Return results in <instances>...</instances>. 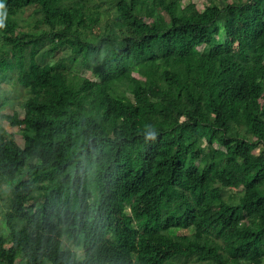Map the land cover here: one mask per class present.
I'll use <instances>...</instances> for the list:
<instances>
[{
    "label": "trees",
    "instance_id": "trees-1",
    "mask_svg": "<svg viewBox=\"0 0 264 264\" xmlns=\"http://www.w3.org/2000/svg\"><path fill=\"white\" fill-rule=\"evenodd\" d=\"M141 1L113 0L86 38L88 0H0L19 59L39 45L17 19L29 7L43 59L71 53L31 52L23 118L5 117L23 145L0 131V181L18 177L0 264H264V0ZM86 62L95 82L73 71Z\"/></svg>",
    "mask_w": 264,
    "mask_h": 264
},
{
    "label": "rangeland",
    "instance_id": "rangeland-1",
    "mask_svg": "<svg viewBox=\"0 0 264 264\" xmlns=\"http://www.w3.org/2000/svg\"><path fill=\"white\" fill-rule=\"evenodd\" d=\"M188 0H183V3H186ZM217 5L220 7L223 6V0H214ZM213 1V2H214ZM190 2L194 3L197 10L202 12L204 8L209 4L210 0H190ZM87 3V5H86ZM68 4L73 6L75 4V0H68ZM84 5L85 12L90 15H94L97 18V23L93 20L87 21L83 20L81 24V34L86 38H93L101 34L105 23L110 22L114 15V6L113 0H88V2L81 3ZM151 0H143L139 2V7H137V13L139 12V8L150 6ZM33 7L26 8L22 16H18L21 31L28 32L34 34L39 38V45L30 46L25 52L24 59H19L18 55L22 50V46H18L14 53L11 52V48L0 42V131L8 133L14 140L16 144L19 146L23 145V139L21 135L22 127L11 126L5 117H17L19 119L23 118V108L22 104H24L29 97V91L24 87L23 80L21 79L23 73V69L28 68L32 63V55L35 62H39L42 64V61L46 63L59 62L65 60V64L68 65L67 60L71 56L70 49L67 46H63L58 48L55 53L47 60H44L42 54L51 48L49 45L48 39L46 37L41 36L42 32L46 33L47 28L43 25L39 24V27L34 28V24L37 20L40 19L39 15L33 14ZM145 20V19H144ZM149 22V20H145ZM245 32L248 31L247 27H243ZM234 44V53L236 50V43ZM13 53V54H12ZM15 54V55H14ZM46 59V58H45ZM86 67L82 70H78L75 66L73 71L75 73H79L81 77H84L92 82H95V78L91 73V64L90 62H86ZM67 70V69H66ZM135 77L136 74H134ZM264 117V116H263ZM258 150H255L253 153L256 154ZM18 178V177H17ZM17 178L14 180L6 182L0 181V234L4 237L8 235V230L6 229L5 222L2 219L3 214L8 210L9 199L11 196V189L13 184L16 183ZM238 191L226 189L222 193V198L224 201H228L231 199L233 202H236L239 197ZM125 215L129 214L128 209L125 210ZM169 233L171 235H187L189 234L186 230L174 229L170 230ZM64 235V245L74 249L73 245L65 240L66 233ZM81 255V252H79ZM20 260V255L16 257V263ZM173 264H195L193 260L184 261L181 260V257H176L175 262Z\"/></svg>",
    "mask_w": 264,
    "mask_h": 264
},
{
    "label": "clouds",
    "instance_id": "clouds-1",
    "mask_svg": "<svg viewBox=\"0 0 264 264\" xmlns=\"http://www.w3.org/2000/svg\"><path fill=\"white\" fill-rule=\"evenodd\" d=\"M3 9H4V5L2 3H0V27H2V20H3Z\"/></svg>",
    "mask_w": 264,
    "mask_h": 264
}]
</instances>
